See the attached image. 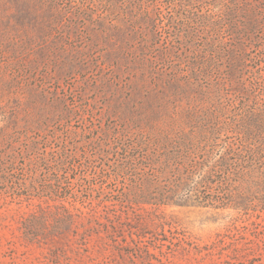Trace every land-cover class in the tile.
Returning a JSON list of instances; mask_svg holds the SVG:
<instances>
[{"label": "rangeland", "instance_id": "obj_1", "mask_svg": "<svg viewBox=\"0 0 264 264\" xmlns=\"http://www.w3.org/2000/svg\"><path fill=\"white\" fill-rule=\"evenodd\" d=\"M52 1L21 25L0 0V264H264L260 208L121 202L189 147L264 193L241 175L264 154V0ZM56 205L92 220L27 238Z\"/></svg>", "mask_w": 264, "mask_h": 264}, {"label": "trees", "instance_id": "obj_2", "mask_svg": "<svg viewBox=\"0 0 264 264\" xmlns=\"http://www.w3.org/2000/svg\"><path fill=\"white\" fill-rule=\"evenodd\" d=\"M52 0H16L19 4V12L24 15V18L20 19L21 25H24L27 20H31V17L37 14H41V10L48 5ZM61 1V0H60ZM57 3L63 5V3ZM55 0L51 2L53 4ZM39 18V15H37ZM230 77H233L230 75ZM264 80V79H263ZM261 84L260 82H258ZM205 84V83H204ZM210 84L206 83L205 87L210 89ZM171 87H174L171 85ZM259 92L261 88L257 87ZM175 93L165 96L163 102L169 103L174 97ZM165 93V92H164ZM257 107L251 108L249 114L252 120L258 124V129L264 134V100L260 103H256ZM249 128H255L253 125H249ZM245 131L239 132V137L243 138ZM243 142V140H241ZM187 152L182 153L180 156L174 159H168L165 162L159 163V166L151 168L146 174L145 178H142L138 185V191L135 193L123 192L121 202L127 205L138 204H151L154 206H169V207H182V206H198V207H212L218 208H230L234 209H247L250 206L254 208H260L264 211V193L256 183L255 191L247 196L245 192L233 193L228 183L230 170L225 169L222 171V165L219 167L211 168L208 171L206 163L200 161L203 157H200L192 150L191 147L186 148ZM246 161V166L242 168V176L248 179L253 177L256 172L258 176L255 177L258 183H264V154H261L259 150H251V154L243 159ZM242 180L239 179V181ZM57 197H60L58 195ZM55 211L51 212L54 224L48 226V220L50 216L45 217L43 221L44 227L41 229H34L33 226L27 225V238L31 239H46L47 235L51 233L60 234L64 231H71L76 217H85L90 223L91 215L94 210L90 209L87 212L77 209V213H72L65 206L56 205ZM52 211V210H51ZM48 213H46L47 215ZM93 216V215H91ZM35 219H38L35 217ZM36 221V220H35ZM40 219V223H41ZM38 222V221H37ZM36 227V226H35ZM51 229L50 233H46L47 229Z\"/></svg>", "mask_w": 264, "mask_h": 264}]
</instances>
